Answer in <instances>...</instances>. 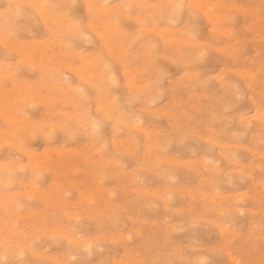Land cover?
Masks as SVG:
<instances>
[{"label": "rangeland", "instance_id": "1", "mask_svg": "<svg viewBox=\"0 0 264 264\" xmlns=\"http://www.w3.org/2000/svg\"><path fill=\"white\" fill-rule=\"evenodd\" d=\"M263 113L264 0H0V264H264Z\"/></svg>", "mask_w": 264, "mask_h": 264}, {"label": "bare ground", "instance_id": "2", "mask_svg": "<svg viewBox=\"0 0 264 264\" xmlns=\"http://www.w3.org/2000/svg\"><path fill=\"white\" fill-rule=\"evenodd\" d=\"M18 2H19V1H18ZM215 3H216V2H215ZM25 4H26V3H25ZM70 4H71V2H70ZM139 6H140V5H139ZM141 6H142V5H141ZM174 6H175V5H174ZM224 8H226V7H224ZM202 9H203V8H202ZM229 9H230V8H229ZM227 10H228V9H227ZM230 10H231V9H230ZM201 11H202V10H201ZM206 11H207V10H206ZM240 12H241V11H240ZM150 13H151V12H150ZM205 13H207V12H205ZM133 15H135V14H133ZM218 16H219V15H218ZM205 17H206V15H205ZM222 17H223V16H222ZM222 17H220V18H221V19L225 18V17H223V18H222ZM216 18H217V17H216ZM220 18H219V19H220ZM213 19H214V18H213ZM225 19H226V18H225ZM225 19H224V20H225ZM136 20H137V19H136ZM221 21H222V20H221ZM218 22H219V21H218ZM42 23H43V22H42ZM52 23H53V22H52ZM54 24H55V23H54ZM227 29H228V28H227ZM229 30H230V29H229ZM156 32H157V31H156ZM159 32H160V31H159ZM163 32H164V31H163ZM228 32H229V31H228ZM223 33H224V31H223ZM224 35H226V34H224ZM222 36H223V35H222ZM211 38H212V37H211ZM212 39H213V38H212ZM188 41H189V40H188ZM191 42H192V41H191ZM260 42H261V41H260ZM106 43H107V42H106ZM177 43H179V42H177ZM192 44H194V43H192ZM189 45H190V44H189ZM206 46H207V45H206ZM208 46H209V45H208ZM208 46H207V47H208ZM202 47H204V46H202ZM202 47H201V48H202ZM212 48H213V47H212ZM256 48H257V47H256ZM207 49H208V48H207ZM175 50H176V49H175ZM177 50H178V49H177ZM200 50H201V49H200ZM228 51H229V50H228ZM225 52H226V50H225ZM198 56H199V54H198ZM251 60H252V59H251ZM245 71H247V70H245ZM229 72H230V71H229ZM192 74H193V72H192ZM189 75H190V74H189ZM233 75H234V74H233ZM240 75H241V74H240ZM186 76H187V75H186ZM79 78H80V77H79ZM189 78H190V77H188V79H189ZM193 78H194V77H193ZM254 79H255V78H254ZM216 81H217V79H216ZM219 81H220V79H219ZM112 102H113V101H112ZM95 106H97V105H95ZM139 110H140V109H139ZM95 111H96V110H95ZM143 111H144V110H143ZM261 112H262V111H261ZM263 114H264V113H263ZM260 117H262V116H260ZM239 119H240V118H239ZM118 124H119V123H118ZM121 124H122V123H121ZM123 124H124V122H123ZM124 125H125V124H124ZM249 125H250V124H249ZM225 126H226V125H225ZM246 126H247V125H245V127H246ZM47 127H48V126H47ZM125 127H126V126H125ZM128 128H129V127H128ZM139 130H140V129H139ZM142 130H143V129H142ZM142 130H141V131H142ZM145 131H146V130H145ZM206 142H207V141H206ZM6 144H7V143H6ZM217 145H218V144H217ZM217 145H216V146H217ZM208 151H210V150H208ZM216 153H217V152H216ZM203 164H204V163H203ZM1 165H2V164H1ZM200 165H201V164H200ZM40 168H42V167H40ZM213 170H214V169H213ZM213 170H212V171H213ZM195 171H196V170H195ZM221 176H222V175H221ZM254 183H255V182H254ZM210 185H211V184H210ZM213 195H214V194H213ZM82 197H83V196H82ZM203 197H204V196H203ZM203 204H204V203H203ZM231 204H232V203H231ZM229 206H230V205H229ZM210 207H211V206H210ZM252 213H253V212H252ZM234 221H235V220H234ZM211 222H212V221H211ZM211 222H210V223H211ZM207 224H208V223H207ZM198 225H199V224H198ZM213 225H214V224H213ZM193 226H194V225H193ZM215 226H216V225H215ZM171 227H172V225H171ZM139 231H140V229H139ZM132 232H133V231H132ZM221 232H222V231H221ZM98 235H99V234H98ZM128 237H129V236H128ZM97 239H98V237H97ZM97 239H96V240H97ZM78 240H79V239H78ZM81 240H83V239H81ZM102 240H103V239H102ZM68 241H69V240H68ZM164 241H165V240H164ZM69 242H71V241H69ZM81 242H82V241H81ZM88 243H89V242H88ZM78 244H79V243H78ZM91 244H92V243H91ZM80 246H81V245H80ZM87 247H88V246H87ZM197 249H198V248H197ZM87 250H88V249H87ZM133 250H134V249H133ZM187 250H188V249H187ZM33 256H35V255H33ZM84 256H85V255H84ZM15 257H16V256H15ZM37 258H39V257H37ZM208 261H209V260H208ZM55 263H56V262H55ZM55 263H54V264H55Z\"/></svg>", "mask_w": 264, "mask_h": 264}]
</instances>
